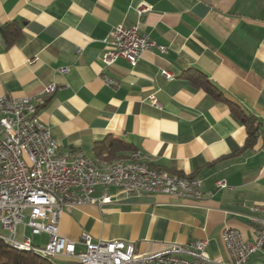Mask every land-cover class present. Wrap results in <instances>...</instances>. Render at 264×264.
Masks as SVG:
<instances>
[{
	"label": "crops",
	"instance_id": "obj_1",
	"mask_svg": "<svg viewBox=\"0 0 264 264\" xmlns=\"http://www.w3.org/2000/svg\"><path fill=\"white\" fill-rule=\"evenodd\" d=\"M142 4L150 9L137 15ZM119 24L137 25L165 53L144 52L133 67L123 59L105 67L106 42ZM191 73L252 118L251 146L228 104L188 79ZM101 74L119 88L104 86ZM51 85L55 92L44 94ZM0 97L31 98L61 151L78 150L104 166L93 149L112 137L153 169L202 182L198 202L108 189L110 205L64 212L58 234L77 252L82 234L131 243L136 253L204 240V258L220 264L228 261L224 229L251 241V208L264 206V0H0ZM27 234L19 226L16 239ZM36 238L47 242L42 234L33 245ZM53 263L77 264L64 255ZM247 264H264V249Z\"/></svg>",
	"mask_w": 264,
	"mask_h": 264
},
{
	"label": "built area",
	"instance_id": "obj_2",
	"mask_svg": "<svg viewBox=\"0 0 264 264\" xmlns=\"http://www.w3.org/2000/svg\"><path fill=\"white\" fill-rule=\"evenodd\" d=\"M142 4L137 15L149 11ZM108 49L102 56L105 67H111L123 59L135 66L144 52L165 53L164 47L157 46L147 35L142 34L137 25H116L106 42ZM59 72L66 73L67 69ZM172 79L168 72H162ZM104 86L116 90L119 81L101 74ZM56 90L48 86L43 93L51 95ZM10 106H4L0 118V234L7 235L11 242L33 245L34 237L45 234L47 242L41 251L56 256L64 255L74 259L77 264H209L204 258L207 241H197L190 247L168 244L164 249L136 253L133 244L124 241L94 242L87 234H82L79 244L83 250L77 252L76 243L58 234L61 215L77 207L106 206L112 203L108 189H117L126 194L140 193V187H147V180H158L147 173V166L137 171H123L112 175H96L93 168L85 162V155L78 150L64 149V155H55L60 148L52 138L48 127L37 116L38 108L31 98H11ZM150 103L157 106L154 97ZM140 153L132 151L128 160H138ZM225 188L223 181L217 183ZM102 189L100 197L93 194ZM150 194H163L174 197L172 193L160 192V188H150ZM198 202L203 198L202 184L193 191H185V197H175ZM257 217H251L252 239L244 241L235 229H224L221 240L228 261L220 264H247L251 255L264 249V206L251 208ZM28 229L22 239H16L18 227ZM36 247V246H35ZM183 256L190 257L188 260Z\"/></svg>",
	"mask_w": 264,
	"mask_h": 264
},
{
	"label": "bare ground",
	"instance_id": "obj_3",
	"mask_svg": "<svg viewBox=\"0 0 264 264\" xmlns=\"http://www.w3.org/2000/svg\"><path fill=\"white\" fill-rule=\"evenodd\" d=\"M4 106H10V99H2L0 106V118L4 115ZM55 155H64V151L55 148ZM132 157V152L126 158L117 159L104 166L97 165L94 161L85 156V162L89 168H93L96 175H112L122 173L123 171H137L138 167L147 166V173L158 180H147V187H140V192L150 194V188H160V192L172 193L174 197H185V191H193L194 187L202 184L201 180L196 177H179L175 175H167L162 171L153 169L140 156L138 160H128ZM0 241L15 251L31 252L40 257L54 260L58 256L49 254L45 251L37 249L34 245H23L17 242H11L7 235L0 234Z\"/></svg>",
	"mask_w": 264,
	"mask_h": 264
},
{
	"label": "trees",
	"instance_id": "obj_4",
	"mask_svg": "<svg viewBox=\"0 0 264 264\" xmlns=\"http://www.w3.org/2000/svg\"><path fill=\"white\" fill-rule=\"evenodd\" d=\"M12 41V40H11ZM188 79L196 78L199 86L211 97L218 101H222L231 109V112L238 118L240 123L246 126L248 130V138L246 141V147L251 146L255 138L257 137V125L254 123L251 117H247L242 114L238 109L233 107L226 99L222 97V94L218 89L210 82L205 79H202L200 75L196 73H191L187 76ZM94 154L96 158H100L106 162V164L111 163L117 159L126 158L128 154L132 151H135L129 144L125 142L114 139L112 137L106 138L104 141L97 143L94 146ZM0 264H54L53 260L40 257L31 252H22L15 251L9 248L7 245H4L0 241Z\"/></svg>",
	"mask_w": 264,
	"mask_h": 264
},
{
	"label": "rangeland",
	"instance_id": "obj_5",
	"mask_svg": "<svg viewBox=\"0 0 264 264\" xmlns=\"http://www.w3.org/2000/svg\"><path fill=\"white\" fill-rule=\"evenodd\" d=\"M45 244H46V241H43V240L38 241L37 238L35 239V242H34V245H35V246H37V247L43 249L44 246H45Z\"/></svg>",
	"mask_w": 264,
	"mask_h": 264
}]
</instances>
